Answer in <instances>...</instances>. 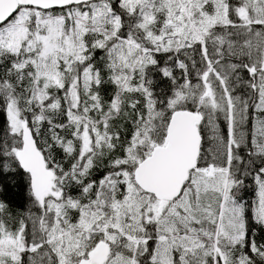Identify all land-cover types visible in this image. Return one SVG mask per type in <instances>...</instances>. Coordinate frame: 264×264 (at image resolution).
Instances as JSON below:
<instances>
[{"label":"snow or ice","instance_id":"1","mask_svg":"<svg viewBox=\"0 0 264 264\" xmlns=\"http://www.w3.org/2000/svg\"><path fill=\"white\" fill-rule=\"evenodd\" d=\"M0 264H264V0H0Z\"/></svg>","mask_w":264,"mask_h":264}]
</instances>
